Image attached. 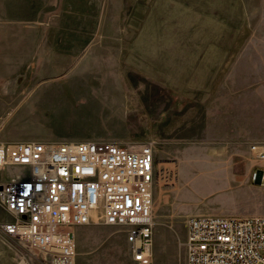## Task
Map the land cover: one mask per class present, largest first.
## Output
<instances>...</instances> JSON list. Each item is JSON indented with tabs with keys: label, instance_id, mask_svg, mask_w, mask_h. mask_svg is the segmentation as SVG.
I'll use <instances>...</instances> for the list:
<instances>
[{
	"label": "rangeland",
	"instance_id": "1",
	"mask_svg": "<svg viewBox=\"0 0 264 264\" xmlns=\"http://www.w3.org/2000/svg\"><path fill=\"white\" fill-rule=\"evenodd\" d=\"M220 32L227 38L238 33L237 40H213ZM63 33H94V50L85 52L82 71L27 70V60L43 55V46L60 44L53 39ZM251 33L259 36L251 40ZM161 38L194 44L193 72L186 52L184 60L178 52L176 61L177 53L159 48L171 43ZM257 39H264V0H0V139L57 138L73 129L78 139L112 140L131 148L152 142L156 186L150 264H185L181 242L188 216L264 215V194L251 179L259 165L252 153L228 157L209 150L202 88L194 90V100L193 90L171 89L170 82L185 85L194 76L201 86L217 78L222 49L245 54L254 43L263 49ZM69 81L77 83L86 103L73 106L60 94L49 95L66 91L61 87ZM225 157L233 163L228 170L213 167ZM223 170L243 179L224 178ZM16 171L0 167V180ZM7 218L0 207V221ZM74 235L73 264H139L115 226L84 224ZM4 243L3 264L28 254L16 240ZM29 258L31 264H45L37 255Z\"/></svg>",
	"mask_w": 264,
	"mask_h": 264
},
{
	"label": "built area",
	"instance_id": "2",
	"mask_svg": "<svg viewBox=\"0 0 264 264\" xmlns=\"http://www.w3.org/2000/svg\"><path fill=\"white\" fill-rule=\"evenodd\" d=\"M264 188V143L250 146ZM0 236L28 254L15 264H73L75 228L112 225L124 233L133 261L150 264L155 226L156 169L152 142L138 148L105 140L0 139ZM261 169L259 175L258 170ZM185 264H264V215L188 216L181 242Z\"/></svg>",
	"mask_w": 264,
	"mask_h": 264
},
{
	"label": "crops",
	"instance_id": "3",
	"mask_svg": "<svg viewBox=\"0 0 264 264\" xmlns=\"http://www.w3.org/2000/svg\"><path fill=\"white\" fill-rule=\"evenodd\" d=\"M216 34H213L215 36ZM58 38L53 40L61 41L60 44H52L44 47V54L41 56H33L32 59H28L25 64L27 70L34 72H77L82 71L83 56L86 51L94 50V33L82 34V33H63L56 35ZM97 36V35H96ZM237 40L238 33L229 34L230 38L220 32L218 34L219 42ZM257 35L250 34L251 40ZM259 36V35H258ZM257 36V37H258ZM43 37H46L43 35ZM87 37V38H84ZM161 41H171V43H164L159 45L161 50H168L171 54L177 53L176 61H179L178 52H181L182 60L186 52V64L193 72L195 67V58L193 55L194 44L180 43L175 44L173 41L177 39L161 38ZM180 41L189 39H178ZM209 42L212 40L210 37L206 39ZM261 40V39H257ZM83 41H90L87 45L83 44ZM262 48L259 49V43L250 44V52L243 54L242 49L233 51L222 49L224 55H219V61L217 65V78L212 77L211 81L204 82L200 86L199 82L192 80L185 85L179 84L178 81L170 82L171 89H187L193 90L192 99L198 100L194 96L195 89L203 90V109L204 113L209 115V122L205 134L208 136L206 144L210 147L209 150H218L220 153L228 156L233 154L238 157L239 155L251 154L250 146L254 143H264V39ZM222 43L219 45L221 46ZM221 50V49H220ZM60 51L59 55L54 52ZM189 53H191L189 58ZM24 65V64H23ZM174 65L171 66L173 68ZM81 69V70H80ZM19 69H15L16 71ZM62 90L66 91H50L49 95L63 96L66 103H70L73 106L86 103L84 98L77 94L76 90L79 88L77 83L69 81L65 86H62ZM208 96V97H207ZM34 99V98H33ZM190 98L187 97V100ZM62 136H55L57 138H48L46 140H84L78 139L72 130H68ZM2 140V139H1ZM229 157V156H228ZM231 156V160H233ZM213 167L228 170L229 163L225 157L224 160L212 162ZM221 173L224 178H232L236 176L234 170L225 171ZM238 176V177H237ZM237 178H242L241 174L237 175ZM258 183V182H257ZM262 193L264 194V188L261 186ZM6 215V214H5ZM13 240V239H10ZM8 241V238L0 236V264H3L2 254L4 250V242ZM6 245V244H5ZM11 258V263L17 261L16 258ZM18 258V257H17ZM14 260V261H13ZM14 263V264H15Z\"/></svg>",
	"mask_w": 264,
	"mask_h": 264
},
{
	"label": "water",
	"instance_id": "4",
	"mask_svg": "<svg viewBox=\"0 0 264 264\" xmlns=\"http://www.w3.org/2000/svg\"><path fill=\"white\" fill-rule=\"evenodd\" d=\"M258 173H259V175L261 174V169L258 170ZM257 182H258V183L260 182L259 179H258Z\"/></svg>",
	"mask_w": 264,
	"mask_h": 264
}]
</instances>
